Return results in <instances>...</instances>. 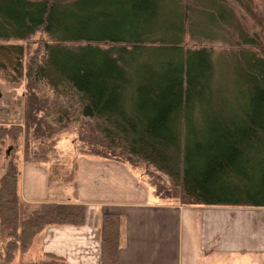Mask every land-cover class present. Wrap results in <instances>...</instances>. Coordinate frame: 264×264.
<instances>
[{
    "label": "trees",
    "instance_id": "1",
    "mask_svg": "<svg viewBox=\"0 0 264 264\" xmlns=\"http://www.w3.org/2000/svg\"><path fill=\"white\" fill-rule=\"evenodd\" d=\"M38 30L51 41L27 76L58 100L52 128L70 118L80 123V153L155 169L178 196L164 186L154 194L177 197L169 200L180 205L264 207V52L254 50L257 37L229 0H0V40L26 39ZM234 33L242 47L230 50L225 83L218 84L222 56L184 41L230 43ZM23 54L22 45L0 44V69L23 75ZM47 105L38 98L32 116ZM19 132L21 125H0V156L7 136L17 140ZM42 133L38 126L34 136L45 139ZM41 152L30 149V158L46 161ZM19 182L10 168L0 180L7 261L44 229L87 221L83 202L26 203ZM97 234L101 260L116 261L120 216L104 213ZM45 253L34 264H71Z\"/></svg>",
    "mask_w": 264,
    "mask_h": 264
},
{
    "label": "crops",
    "instance_id": "2",
    "mask_svg": "<svg viewBox=\"0 0 264 264\" xmlns=\"http://www.w3.org/2000/svg\"><path fill=\"white\" fill-rule=\"evenodd\" d=\"M67 200L88 205L87 222L52 228L43 251L71 264H264V207H201L162 202L120 160L77 155ZM23 198L54 195L46 166L23 165ZM121 219L116 261H102L97 230L104 213Z\"/></svg>",
    "mask_w": 264,
    "mask_h": 264
},
{
    "label": "rangeland",
    "instance_id": "3",
    "mask_svg": "<svg viewBox=\"0 0 264 264\" xmlns=\"http://www.w3.org/2000/svg\"><path fill=\"white\" fill-rule=\"evenodd\" d=\"M229 3L248 34L257 37L258 44L254 46V50H257L259 54H262L264 52V0H243V3H240L237 0H229ZM237 37V33H234L231 39L232 42L228 43L227 41H194L191 40L189 36H186L184 45L187 47H199L202 45L213 47L215 49V56L218 54L222 56L223 61H221V64L219 65L221 66V69H224L221 78H217L216 80L218 81V84H224L225 78L227 77V67L225 65L231 64L229 52L230 50H233V48L236 49L242 47V45L238 44L236 41ZM49 41H51L50 37L43 30H38L26 39L0 40V44H18L22 45L24 49L22 61L23 75L18 78L10 77V75L0 69V125L6 127L21 125L22 128V132H19L17 140L7 136L5 143L3 144L0 156V180L1 176L8 168L16 171L19 178L21 177L24 164H41L47 167L49 177L50 174L53 175V179L50 178L49 180L54 195L59 199L65 198V201H70L67 200L66 197H68L69 194H72L75 190L70 186L71 183H73L74 178L72 176L70 177L72 179L66 180L64 177L72 172L75 161L77 160V155L80 154L79 150L76 148L77 144L75 142L78 136L80 123L70 118L67 123H62V125H57L52 128L51 126L53 125L50 123V119L52 118L50 111L53 110L56 103L58 104V100L56 101L53 91L46 86L45 83L34 82V80H31L27 76L30 62L34 58L40 59V56L43 57L44 47ZM100 45L105 47L111 46L109 43H101ZM38 98H42L50 105L45 106L47 109L39 107L37 112H35V115L32 116V114H34L33 102L38 100ZM38 126L41 131H43L42 134L46 136L45 139H39L34 136L35 130ZM30 149H39L43 151L40 155L42 156L43 153H45L46 161L31 159L29 154ZM8 150L10 151L9 153H7ZM122 162L127 164L137 177L139 183L147 187L153 197L162 202L168 203L172 202V200L169 199H178L177 197L170 198L167 196L159 198L154 194L155 191L157 192V188L164 186L169 190L167 193H172L173 196H178V193L176 192L177 190L173 189L174 187L165 175L159 173L153 168L147 167L143 163L132 165L124 161ZM148 170L149 173H146ZM19 193L22 199L27 203L28 200L22 196L20 182ZM163 193L166 194L165 192ZM29 202L32 203V201ZM31 203H28V206H31L29 205ZM86 207L88 213L87 204ZM98 220L99 228L102 223V216ZM56 227L58 226L42 230V232L33 237L26 251L20 249L16 250L14 257L10 261H7L6 250L10 236L8 235V230L0 224V264H34L36 260L45 257L46 253L43 251V245L49 238L52 228ZM97 238L99 240L98 234Z\"/></svg>",
    "mask_w": 264,
    "mask_h": 264
},
{
    "label": "water",
    "instance_id": "4",
    "mask_svg": "<svg viewBox=\"0 0 264 264\" xmlns=\"http://www.w3.org/2000/svg\"><path fill=\"white\" fill-rule=\"evenodd\" d=\"M10 151L8 150L7 153H9Z\"/></svg>",
    "mask_w": 264,
    "mask_h": 264
}]
</instances>
